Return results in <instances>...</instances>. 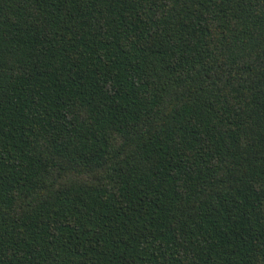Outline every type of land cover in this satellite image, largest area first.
<instances>
[{
  "label": "trees",
  "instance_id": "1",
  "mask_svg": "<svg viewBox=\"0 0 264 264\" xmlns=\"http://www.w3.org/2000/svg\"><path fill=\"white\" fill-rule=\"evenodd\" d=\"M0 264H264V0H0Z\"/></svg>",
  "mask_w": 264,
  "mask_h": 264
}]
</instances>
